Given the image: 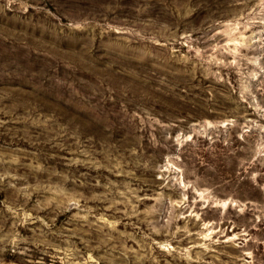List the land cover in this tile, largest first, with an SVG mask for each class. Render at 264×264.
<instances>
[{"label":"rangeland","instance_id":"rangeland-1","mask_svg":"<svg viewBox=\"0 0 264 264\" xmlns=\"http://www.w3.org/2000/svg\"><path fill=\"white\" fill-rule=\"evenodd\" d=\"M0 264H264V0H0Z\"/></svg>","mask_w":264,"mask_h":264}]
</instances>
